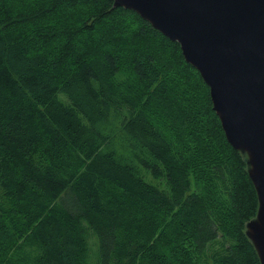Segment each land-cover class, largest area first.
I'll use <instances>...</instances> for the list:
<instances>
[{
  "label": "trees",
  "instance_id": "16d2710c",
  "mask_svg": "<svg viewBox=\"0 0 264 264\" xmlns=\"http://www.w3.org/2000/svg\"><path fill=\"white\" fill-rule=\"evenodd\" d=\"M258 207L177 41L114 0H0V264H261Z\"/></svg>",
  "mask_w": 264,
  "mask_h": 264
},
{
  "label": "water",
  "instance_id": "95a60500",
  "mask_svg": "<svg viewBox=\"0 0 264 264\" xmlns=\"http://www.w3.org/2000/svg\"><path fill=\"white\" fill-rule=\"evenodd\" d=\"M177 41L210 87L230 144L247 159L259 207L246 224L264 264V0H114Z\"/></svg>",
  "mask_w": 264,
  "mask_h": 264
}]
</instances>
